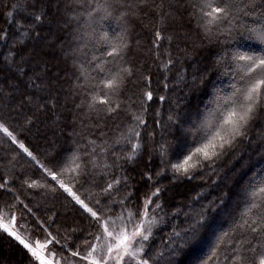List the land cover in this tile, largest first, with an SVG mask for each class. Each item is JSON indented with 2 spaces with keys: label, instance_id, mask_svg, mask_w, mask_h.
<instances>
[{
  "label": "trees",
  "instance_id": "trees-1",
  "mask_svg": "<svg viewBox=\"0 0 264 264\" xmlns=\"http://www.w3.org/2000/svg\"><path fill=\"white\" fill-rule=\"evenodd\" d=\"M157 1L164 15L151 0H119L111 16L96 13L89 20L88 6L69 8L71 0H0V74L3 66L12 65L17 75L9 70L8 81L12 78L20 90L10 96L8 107L7 95H0V124L17 141L0 132V184H5L0 210L5 206L38 238L51 233L72 250L83 248L97 227L44 171L58 173L76 156L80 176L71 182L67 173L58 178L94 210L99 199L105 209L112 208V216L122 208L135 212L160 189L156 197L164 222L144 247L149 264H232L235 256L246 257L248 264L253 257L249 249L255 246L259 252V241L237 224L250 203L251 186L264 179V108H258L244 137L191 178L174 173L171 164L182 160L192 144L186 132L217 101L222 104L234 85L243 86L225 53H259L264 44L248 34L236 39L206 34L194 7L199 0ZM262 7L264 0H258L253 16L242 22L251 24ZM120 38L127 45L121 57L107 56L110 42ZM121 68H130L131 75L123 73L124 82L111 97L119 109L109 114L103 104L89 107L92 93L100 91L109 72ZM134 116L145 121L135 153L125 139L136 124ZM40 125L43 129L35 135ZM33 181L36 186L28 187ZM109 183L113 187L105 192ZM201 212L204 226L194 241L185 242ZM246 238L251 244L244 243L237 252V242ZM4 240L13 253L22 252L10 238Z\"/></svg>",
  "mask_w": 264,
  "mask_h": 264
},
{
  "label": "snow or ice",
  "instance_id": "snow-or-ice-1",
  "mask_svg": "<svg viewBox=\"0 0 264 264\" xmlns=\"http://www.w3.org/2000/svg\"><path fill=\"white\" fill-rule=\"evenodd\" d=\"M141 2L145 3L146 0H141ZM117 3H119V0H71L68 7L71 8L72 4L80 8L87 5V15L91 20L96 13L111 16L114 5ZM257 6L258 0H199L198 4L194 5L198 8L201 21L200 27L203 28L206 34L215 32L219 36H226L229 39H236L248 34L249 38H255L261 44H264V7H262L260 14L253 18L251 24L242 22L244 18L253 16ZM40 19V16L35 17L37 21ZM156 37L160 38L159 32L156 33ZM104 39L107 40L108 38L104 37ZM109 47L110 50L107 51L106 55L120 58L123 48H126L127 45L120 38L117 42H110ZM225 55L230 56L232 63L236 66L243 86L236 87L234 85V91L231 95L224 97L222 104L217 101V106L186 132V135L191 136L192 144L182 160L171 164V169L176 174H183L191 178L190 174L197 168L219 159L227 150L233 147L239 138L246 135V130L254 119L258 108H264V50L259 53L234 51L225 53ZM125 72L131 75L130 68H121L119 71L109 72L108 77L101 82L103 87L100 91L92 93V103L89 107H94L99 103L105 106L109 114L117 111L119 105L113 107L111 97L118 94V90L124 82L123 73ZM146 95L149 100L152 99L150 92ZM133 120L136 121V124L129 128L125 139L132 145L133 153H135L140 147V126L145 121L140 116H134ZM0 132L11 138L13 143H17L12 132L3 124H0ZM133 139L137 142L132 143ZM19 147L29 156H32V153L28 151L23 143H20ZM32 158L35 159L34 156ZM129 158L131 159V157ZM78 159L76 156L71 157L58 173L44 169L45 173L53 181H56L59 187L89 214L97 227L95 233L89 234L92 239L83 241V253L80 246H76V250H72L66 244L61 245V248L66 249L72 258H78V260L70 261V264H149V261L143 258L144 244L152 236V229L156 224L154 213L156 209L160 208V205L157 204L155 209L151 208L153 200L149 197L145 199L141 211L133 212L130 209L122 208L120 214L113 217L111 215L112 208L105 209L101 201L97 199L96 205L100 207L94 210L73 191L72 187L65 183L64 179L58 178L67 173L70 174V182L76 180L81 174V165L77 163ZM149 179L151 178L149 177ZM115 183L118 184L119 180ZM35 186V181L28 184L30 188ZM3 187H5V184H0V188ZM112 187L113 184L109 183L104 191L108 192ZM159 192L160 189H157L152 193V196H158ZM248 196L250 203L242 213L237 227L249 233V235H254L259 241V252H257L255 246L249 249L253 257L248 261V264H264V179L260 181L259 185L251 186ZM19 202L23 204V201ZM119 203L124 205L125 202L121 200ZM25 207L27 206L25 205ZM205 220L206 217L201 212L192 226L191 235L186 238L185 242L194 241L197 238L200 228L205 224ZM0 229L9 236L14 237L38 264H54L55 253L49 250V245L53 242L59 244L60 241L52 237L51 233H48L51 238L45 239L43 242L39 240L29 242L28 239L18 233L16 216L9 214L6 221L3 212H0ZM177 235L179 236V233ZM227 236L228 233H225L224 237ZM223 242L224 238L222 237L220 243ZM244 243L251 244V240L246 238L244 241L237 242V252ZM219 246L218 244L217 247ZM214 256L215 249L213 250ZM213 257H209V260ZM231 260L232 264H245L246 257L235 256ZM55 264H59V262L56 261Z\"/></svg>",
  "mask_w": 264,
  "mask_h": 264
},
{
  "label": "rangeland",
  "instance_id": "rangeland-1",
  "mask_svg": "<svg viewBox=\"0 0 264 264\" xmlns=\"http://www.w3.org/2000/svg\"><path fill=\"white\" fill-rule=\"evenodd\" d=\"M151 2H152L151 6L152 7H156L157 6V8H158L157 11L159 10L161 12V15H164V13H165V12H163L164 7H162V5H160V3L157 0H151ZM161 15L159 14V17H161ZM4 63L6 64L5 61H4ZM2 68L3 69H2L1 74H0V84H1L0 85V95L2 94V92H3L4 95L5 94L7 95V99H5L4 106L8 107V106L11 105L10 96H14L15 94H18L20 92V90H18V86L16 85V83L14 82V80L12 78H11V81H8L9 78H10L9 70L11 71V74L13 73V74L17 75V71L14 69V67H12V65H10V64H6ZM2 84H3V87H2ZM25 100H27V99H25ZM20 107L23 108L22 103H20ZM11 110L18 111L17 108H12V107H11ZM42 129H43V125H40L38 127L37 132L35 133V135L38 134V131H41ZM146 171L152 172V169H150V167H147ZM137 180H139V179H137ZM149 197L153 200V204L151 205V208L155 209L156 205L159 204L158 199H157L156 196H152V194L149 195L146 198H149ZM146 198H144L142 200L141 206L135 212H139V211H141L143 209L144 201H145ZM159 205H160V208L156 209V211L154 213V215L156 217V224L153 226L152 233H154L156 228H158L164 222V218H163L164 216H163V212H162V209H161L162 205L161 204H159ZM4 207H3V209L6 212L3 211V210L2 211L0 210V212H3L5 214V220L7 221L9 213L7 211L8 209L6 207L5 208ZM118 214H120V213H118ZM118 214H116L115 216H117ZM115 216H113V217H115ZM16 229H17L18 233L21 234L22 236H24L26 239H28L29 242H34L36 240H39V241L43 242V241H45V239H50L47 236H44L42 238H38L36 235L34 236L33 233H32L33 232V228L30 227L28 224H26L24 222L21 223L17 219H16ZM3 237L4 238H10L15 244L19 245L21 250H22V252L18 251L19 253H16V252L13 253V250L11 249V246L10 247L8 246V242H6ZM62 243H64V242H62ZM146 243L147 242H145L144 247H145ZM61 245L62 244H60V243L57 244L55 242H53L52 244L49 245V250L51 252L55 253L54 264H55L56 261H58L59 264H70V261H72L74 259L78 260V258H72L70 256V253H68V255H67V254H65L63 252H60L62 250L61 249ZM63 250H65V249L63 248ZM80 250L83 253L84 252V247L81 248ZM0 258H1L0 259V264H38V262H36L31 257V255L27 252V250L24 249L23 246L20 245L19 242L14 239V237L9 236L2 229H0ZM12 258H13L14 262H12V260H11Z\"/></svg>",
  "mask_w": 264,
  "mask_h": 264
}]
</instances>
